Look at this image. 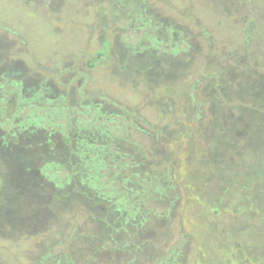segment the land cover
Returning <instances> with one entry per match:
<instances>
[{"label":"rangeland","instance_id":"obj_1","mask_svg":"<svg viewBox=\"0 0 264 264\" xmlns=\"http://www.w3.org/2000/svg\"><path fill=\"white\" fill-rule=\"evenodd\" d=\"M0 264H264V0H0Z\"/></svg>","mask_w":264,"mask_h":264},{"label":"trees","instance_id":"obj_2","mask_svg":"<svg viewBox=\"0 0 264 264\" xmlns=\"http://www.w3.org/2000/svg\"><path fill=\"white\" fill-rule=\"evenodd\" d=\"M66 140H68V136H66ZM46 190H47V188H46ZM49 193H51V194H53V196H59L61 199H62V201H63V199H64V197H65V195H67V193H65V195L63 194V193H61V192H59V190L57 189V191H56V193H52L51 191L52 190H47ZM74 192H75V198L77 199L78 198V196L79 195H84L83 194V192H81L80 193V191H77V189L76 190H74ZM88 191H86L85 192V194L87 193ZM89 193V192H88ZM87 193V194H88ZM96 193V192H95ZM99 194V197H96L95 199H94V201H107L108 199H107V195H103V192L102 191H100V192H98ZM77 200H79V199H77ZM109 210V209H108ZM117 211H119V208L117 209ZM117 213H119V212H117ZM114 237V236H113Z\"/></svg>","mask_w":264,"mask_h":264}]
</instances>
